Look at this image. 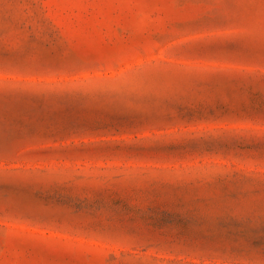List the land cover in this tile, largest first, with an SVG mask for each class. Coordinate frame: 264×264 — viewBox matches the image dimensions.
<instances>
[{
  "label": "rangeland",
  "instance_id": "1",
  "mask_svg": "<svg viewBox=\"0 0 264 264\" xmlns=\"http://www.w3.org/2000/svg\"><path fill=\"white\" fill-rule=\"evenodd\" d=\"M212 11L0 0V264H264V0Z\"/></svg>",
  "mask_w": 264,
  "mask_h": 264
},
{
  "label": "snow or ice",
  "instance_id": "2",
  "mask_svg": "<svg viewBox=\"0 0 264 264\" xmlns=\"http://www.w3.org/2000/svg\"><path fill=\"white\" fill-rule=\"evenodd\" d=\"M203 4L213 10L211 12V17H206V20L210 19L211 23H214L220 27H225L229 24V17L226 15L228 11H235L237 8L238 0H202ZM239 38H231L225 41V44L232 47L240 44Z\"/></svg>",
  "mask_w": 264,
  "mask_h": 264
}]
</instances>
